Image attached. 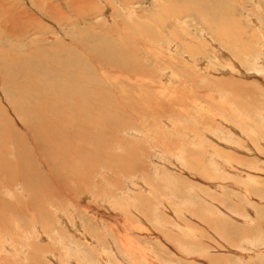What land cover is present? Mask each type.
<instances>
[{
    "label": "rangeland",
    "instance_id": "1",
    "mask_svg": "<svg viewBox=\"0 0 264 264\" xmlns=\"http://www.w3.org/2000/svg\"><path fill=\"white\" fill-rule=\"evenodd\" d=\"M179 1L0 0V264H264V0ZM63 81H91L73 127L94 134L49 169L33 128Z\"/></svg>",
    "mask_w": 264,
    "mask_h": 264
},
{
    "label": "bare ground",
    "instance_id": "2",
    "mask_svg": "<svg viewBox=\"0 0 264 264\" xmlns=\"http://www.w3.org/2000/svg\"><path fill=\"white\" fill-rule=\"evenodd\" d=\"M84 1V0H83ZM178 1V0H177ZM181 1V0H180ZM179 1V2H180ZM185 1H188V0H185ZM196 0H191V2H193L192 4H193V6H191V7H188L187 6V3L185 4V7H184V5L183 6H180L179 8H177V10L175 11L176 13H178V14H181L182 12H185V11H187V13L186 14H188L190 11H188L189 9H191L193 12H195V13H200L201 12V9H204L205 11H208V13L207 14H220V13H222V12H224V13H226V12H230L229 10V8L228 7H225L223 4V2H221V1H219V0H198V2L200 3V8H199V10H194V9H196V8H198L197 6H198V4L197 3H194ZM63 3V2H62ZM71 3H73V2H71ZM181 3H182V1H181ZM64 4V3H63ZM67 4V3H66ZM67 6H69V5H67ZM73 7V6H72ZM174 12V11H173ZM204 14V13H203ZM83 15V14H82ZM85 15H88V14H85ZM85 15H84V17H85ZM57 16V18L59 17L58 15H56ZM81 16V15H80ZM48 17V16H47ZM83 17V16H82ZM56 18V19H57ZM67 18V17H66ZM78 18V17H77ZM90 18V17H89ZM65 19V18H64ZM85 19V18H84ZM84 19H82L83 21H84ZM203 19V18H202ZM58 20H60V19H58ZM69 20V19H68ZM74 20V19H73ZM205 20H207V19H205ZM79 21V20H78ZM73 23V22H72ZM204 24H207L205 21L203 22ZM74 25V24H73ZM75 25H76V23H75ZM85 25H86V23H85ZM78 27V26H77ZM215 27V26H214ZM90 30V29H89ZM237 32V31H236ZM56 35V34H55ZM229 36V35H228ZM49 37V36H48ZM101 37V36H100ZM55 38V37H54ZM63 38V37H62ZM72 39H74L73 38V36H72ZM62 41H63V39H61ZM85 40V39H84ZM48 41V40H47ZM75 41V40H74ZM213 41V40H212ZM55 43L57 42V45H59L61 42L59 41V43H58V41H54ZM64 42V41H63ZM52 44H54V43H52ZM75 44V43H74ZM62 45V44H61ZM63 46V45H62ZM83 46H85V45H83ZM87 46H88V44H87ZM86 47V46H85ZM68 48V47H67ZM66 48V50H68L69 51V49H67ZM87 48V47H86ZM121 48H123L122 46H121ZM134 48V47H133ZM221 48V47H220ZM88 49V48H87ZM92 49V48H91ZM125 49V48H124ZM136 49H137V47H136ZM136 49H135V51H136ZM170 49V48H169ZM64 50V49H63ZM128 50V49H127ZM132 50V49H131ZM57 51V50H56ZM89 51H91V50H89ZM95 51V50H94ZM110 51V50H109ZM118 51V50H117ZM125 51V50H124ZM71 52V51H70ZM92 52H93V49H92ZM96 52H98V51H96ZM103 52V51H102ZM112 52V51H111ZM129 52H131V51H129ZM137 52V51H136ZM136 52H135V54H136ZM261 51L259 50V53H260ZM65 53V52H64ZM63 53V54H64ZM68 53V52H67ZM66 53V54H67ZM94 53V52H93ZM108 53V52H107ZM119 53V52H118ZM132 53V52H131ZM223 53H224V51H223ZM258 53V55L260 56V54ZM38 54H39V52H38ZM97 54V53H96ZM96 54L94 53V56H96ZM104 54H106V52L104 51ZM104 54H100V57H103L104 56ZM110 54V53H109ZM143 55H145L144 53H142ZM60 55H62V54H60ZM68 55V54H67ZM92 55V54H91ZM97 55H99V54H97ZM114 55V54H113ZM131 55V54H130ZM183 55V54H182ZM224 55H228L226 52L224 53ZM261 55H262V53H261ZM71 56H73L72 54H71ZM70 56V57H71ZM93 56V55H92ZM111 56V57H110ZM122 56V55H121ZM147 56V55H146ZM254 56H256V55H254ZM39 57V56H38ZM47 57V56H46ZM89 57H91V56H89ZM106 57V56H105ZM105 57H103V58H105ZM108 57H110V60L107 62V61H105L106 63H108V64H111V62L112 63H114V62H116V65H117V67H119V68H123V66H125V64L121 67V65H120V63L118 62L119 61V59H117V61L116 60H114L113 58L115 57V58H118V57H116V55L112 58V53L108 56ZM126 57V56H125ZM130 57V56H129ZM43 58V57H42ZM49 57H47L46 59H48ZM72 58V57H71ZM92 58V57H91ZM98 59H99V57H97ZM112 58V59H111ZM127 58V57H126ZM260 59H257L256 61H255V64H253L255 67V69H257L256 68V66L258 65V67L259 68H261V66L264 68V53H263V56H260L259 57ZM44 59V58H43ZM59 59V58H58ZM76 59V58H75ZM89 59V58H88ZM97 59V60H98ZM102 58H100L99 59V61L101 60ZM135 59V58H134ZM133 59V60H134ZM156 59V58H155ZM200 59V58H199ZM204 59V58H203ZM105 60V59H104ZM121 60V59H120ZM124 60V59H123ZM125 60H127V59H125ZM132 60V59H131ZM132 60V61H133ZM68 61V60H67ZM101 61H103V60H101ZM128 61V60H127ZM132 61H131V63H132ZM138 61V60H137ZM61 62H62V60H61ZM60 62V63H61ZM63 62H64V60H63ZM62 62V63H63ZM104 62V61H103ZM134 62V61H133ZM136 62V61H135ZM262 62V65H259L260 63ZM100 63H102V62H100ZM103 64V63H102ZM138 64V63H137ZM62 64H60V66H61ZM73 65V64H72ZM77 65V64H76ZM95 65V64H94ZM114 65V64H113ZM64 66V65H63ZM74 66V65H73ZM78 66V65H77ZM81 66V65H80ZM96 66V65H95ZM108 66H111V65H108ZM127 66V65H126ZM125 66V67H126ZM65 67H67V66H65ZM112 68H114V69H116L115 68V66H111ZM124 67V68H125ZM138 68V67H137ZM59 69H61V68H59ZM107 69V68H106ZM84 70V69H83ZM120 70V69H119ZM258 71L260 70V69H257ZM34 71V70H33ZM63 71V73L62 74H66V72L68 71L67 69H64V70H62ZM69 71H71L70 70V68H69ZM107 71V70H106ZM122 71V70H121ZM124 71V70H123ZM122 71V72H123ZM262 71V70H261ZM73 72H75V71H73ZM99 72V71H98ZM110 72H112L111 70H110ZM126 72V71H125ZM260 72V71H259ZM56 73V72H55ZM72 73V72H71ZM80 73V72H79ZM84 73V72H83ZM82 73V74H83ZM89 73V72H88ZM101 73V72H100ZM105 73V72H104ZM103 72H102V74H104ZM107 73V72H106ZM141 73V72H140ZM150 73V72H149ZM69 74V73H68ZM109 74H111V73H109ZM109 74H106V79H108L107 78V75H108V77H109ZM115 74V73H114ZM113 73L110 75V76H112V75H114ZM117 74V73H116ZM127 74V73H126ZM132 74V73H131ZM164 74V73H163ZM46 75V74H45ZM67 75V74H66ZM72 75V74H71ZM70 75V76H71ZM84 75V74H83ZM101 75V74H100ZM122 75H123V73H122ZM149 75V74H148ZM59 76V75H58ZM73 76V75H72ZM80 76H81V74H80ZM86 76V75H85ZM119 76V75H118ZM126 76V75H125ZM133 76V75H132ZM136 76H137V73H136ZM166 75L164 74V77H165ZM67 77V76H66ZM82 77V76H81ZM80 77V78H81ZM84 77V76H83ZM101 77H102V75H101ZM117 77V76H116ZM115 77V78H116ZM128 77H131V76H129L128 75ZM139 77V76H138ZM148 77H150V76H148ZM13 78H14V76H13ZM65 78V77H64ZM70 78V80H72V78L71 77H69ZM100 78V77H99ZM98 78V79H99ZM119 79L121 78V72H120V77H118ZM139 78H141V77H139ZM15 79V78H14ZM110 79V78H109ZM108 79V80H109ZM113 79V78H112ZM112 79H111V81H112ZM128 80H129V78H127ZM135 79V78H134ZM133 79V80H134ZM69 80V79H68ZM100 80H102L101 78H100ZM121 80H122V78H121ZM48 81H49V79H48ZM66 81V80H65ZM78 81V80H77ZM92 81H93V78H92ZM95 81V80H94ZM99 81V80H98ZM97 81V82H98ZM102 81H104V78H103V80ZM125 81H126V79H125ZM140 81H142V80H140ZM56 82V81H55ZM81 82V81H80ZM88 82V81H87ZM87 82H85V83H82L83 85L81 86H78V83H69V84H67V85H65V83H64V81L61 83V85H58L57 83L55 84V86H56V88H58L59 90H58V93L57 94H53L52 95V97L50 98V95H49V97H47L48 96V94H47V96H46V98H48V101H47V99H46V101L47 102H45L44 104H46L47 103V105H43L42 103H38L37 105H39V106H45V108L46 109H49V110H54L55 109V107L54 106H56L57 104L60 106V108H61V111L63 112V116L62 115H60V113H57V111H56V113H57V116L55 117L54 116V114H55V112L52 114V116L49 118V119H47V121L45 122V124L44 123H42L43 124V126H41V124H40V127H39V130L37 129L36 130V128H33L34 129V133L36 132V131H38V132H36V135L34 134V136H36L35 137V139L37 140H35V142L34 143H37L38 142V144L39 145H45V146H43V148H45V149H42V148H40L39 149V152H40V154L42 155V157L46 160V161H50L49 162V169H53V167H55L56 165H57V161L55 160L56 158H55V156H58V157H60L61 159H65V154H68V153H75V154H77L78 153V151L80 150V147H81V143H83V141L79 144V143H77V142H71V141H73L74 139H76L75 137H70V135H68L69 134V131H70V134L72 135V136H75L74 135V128L75 127H73L74 126V121H73V116H74V107H73V104L75 103L76 104V107H77V104H78V102H76V100L77 99H75L74 100V97L76 96H83V93L84 92H88L87 90L85 91V89H87L86 88V85H87ZM105 82V81H104ZM104 82H102V83H104ZM117 82H119V81H117ZM121 83H122V81H120ZM129 82V81H128ZM131 82V81H130ZM143 82H144V79H143ZM26 83V82H25ZM24 83V84H25ZM89 83V82H88ZM90 83H91V81H90ZM90 83L88 84V85H90ZM96 83V82H95ZM132 83H134V82H132ZM136 83H137V81H136ZM31 84V83H30ZM43 84V83H42ZM100 84H101V82H100ZM129 84V83H128ZM40 85V84H39ZM87 85V86H88ZM105 85V84H104ZM120 84H118L117 85V87L119 86ZM130 85H131V83H130ZM140 85V84H139ZM142 85V84H141ZM91 86V85H90ZM90 86H89V88H90ZM93 87L95 86L96 87V85H92ZM99 86V85H98ZM102 86V85H101ZM110 86V85H109ZM124 86V85H123ZM132 86V85H131ZM136 86H137V84H136ZM45 87V86H44ZM68 87H70V88H68ZM76 87H80V89H76ZM121 87V86H120ZM129 87V86H128ZM146 87H148V85L146 86ZM124 88V87H123ZM123 88H121L122 90H123ZM133 88V87H132ZM142 88V87H141ZM141 88H139V89H141ZM150 88V87H149ZM154 88V87H153ZM37 89V88H36ZM44 89V88H43ZM137 89H138V86H137ZM143 89H144V86H143ZM142 89V90H143ZM46 90V89H45ZM50 90V89H49ZM97 90H99V89H97ZM104 90V89H103ZM133 90V89H132ZM150 90V89H149ZM38 91V90H37ZM41 91V90H40ZM130 91H131V87H130ZM130 91H128V92H130ZM80 92V93H79ZM123 92V91H122ZM132 92V91H131ZM134 92H135V90H134ZM138 92H140V91H138ZM142 92V91H141ZM151 92V91H150ZM11 93V92H10ZM37 93V92H36ZM40 93V92H39ZM48 93H51V91L50 92H48ZM121 93V92H120ZM119 93V94H120ZM144 93V92H143ZM146 93V92H145ZM158 93V92H157ZM44 94V93H43ZM132 94V93H131ZM136 94V93H135ZM147 94V93H146ZM145 94V95H146ZM133 95V94H132ZM142 95H144V94H142ZM141 95V96H142ZM147 95H149V94H147ZM146 95V96H147ZM39 96V95H38ZM42 96V95H41ZM45 96V95H44ZM60 96H62V98L60 97ZM119 96H121V94L119 95ZM127 97V96H126ZM125 97V98H126ZM134 97V96H133ZM41 98V97H40ZM43 98V97H42ZM115 98V97H114ZM137 98H139V96H137ZM144 98V97H143ZM38 99V98H37ZM79 99V98H78ZM131 99V98H130ZM54 101V102H56L57 104L55 105V103H53V104H51V101ZM72 100V101H71ZM95 100V99H94ZM139 100H141V98L139 99ZM144 100V99H143ZM152 100V99H151ZM37 101H39V100H37ZM36 101V102H37ZM78 101V100H77ZM110 101H111V99H110ZM135 101V100H134ZM133 101V102H134ZM158 101V100H157ZM179 101H181V99L179 100ZM35 102V103H36ZM123 102H125V101H123ZM127 102V101H126ZM131 102H132V100H131ZM143 102V101H142ZM182 102V101H181ZM73 103V104H72ZM96 104V103H95ZM136 104V103H135ZM139 104H140V102H139ZM32 105H34V104H32ZM104 105V104H103ZM132 105V104H131ZM173 105H174V103H173ZM179 105V104H178ZM58 106V107H59ZM79 106V108H80V105H78ZM85 106V105H84ZM91 106V105H90ZM34 107V106H33ZM57 107V108H58ZM96 107V106H95ZM144 107V106H143ZM147 107V106H146ZM151 107V106H150ZM153 107V106H152ZM23 108V107H22ZM78 108V107H77ZM76 108V109H77ZM93 108V107H92ZM98 108H100V107H98L97 106V109ZM102 108V107H101ZM122 108V107H121ZM88 110H89V108H87ZM144 109V108H143ZM57 110V109H56ZM94 110V109H93ZM95 110H96V108H95ZM85 111V110H84ZM92 111V110H91ZM120 111V110H119ZM142 111V110H141ZM86 112V111H85ZM93 112V111H92ZM99 112V111H98ZM48 113V112H47ZM49 113H50V111H49ZM79 113V110L77 111V114ZM122 113H123V111H122ZM131 113V112H130ZM134 113V112H133ZM58 114L60 115L59 117H58ZM94 114V113H93ZM92 114V115H93ZM104 114V113H103ZM62 116V117H61ZM79 117V116H78ZM78 117H77V119H78ZM85 117H86V115H85ZM45 117H43V119H44ZM27 119V118H26ZM74 119H75V117H74ZM91 119V118H90ZM99 119V118H98ZM8 120V119H7ZM40 120H42L41 118H40ZM43 121V120H42ZM83 121H84V119H83ZM124 121V120H123ZM79 123H80V121H79ZM104 123V122H103ZM56 124H58V127L60 128V127H62V129L63 128H67L66 130H65V133H63L62 135H64L65 137H66V139H65V141H66V143H67V141H69L68 143L69 144H67V145H64V144H61L60 143V140H59V136H61L62 137V135H59V133H61V132H58V129L56 128ZM77 124V123H76ZM83 124V123H82ZM116 124V123H115ZM0 127H2V126H0ZM10 127V126H9ZM94 127V129L95 130H98V126H93ZM6 128V127H5ZM31 128V127H30ZM76 128H78L79 129V131H78V133H77V137L80 135L82 138H91V133L92 134H94V130H93V128H92V131H89L88 130V127L87 126H85V125H78V126H76ZM3 129H4V127H3ZM15 129V128H14ZM32 128L30 129V130H33ZM106 129V128H105ZM209 129V128H208ZM1 130V129H0ZM13 130V129H12ZM99 130H100V128H99ZM13 131H15V130H13ZM76 131V132H77ZM101 131H103V132H105V130H103V128H102V130ZM128 131V130H127ZM131 131V130H130ZM129 131V132H130ZM133 131V130H132ZM3 132H4V130H3ZM2 132V130H1V133H3ZM16 132H18V131H16ZM98 132V131H97ZM103 132H101V133H99V134H101V136L102 135H104V133ZM107 132V131H106ZM96 133V132H95ZM118 133V132H117ZM131 133H133V132H131ZM208 133V132H207ZM211 133V132H210ZM6 134V133H5ZM7 135V134H6ZM10 136L12 137V135L10 134ZM8 137V136H7ZM60 137V138H61ZM121 137V136H120ZM5 138H6V136H5ZM74 138V139H73ZM80 138V137H79ZM84 138V140H85V142H89V139L87 140V139H85ZM123 138H124V136H123ZM20 139V140H19ZM62 139V138H61ZM78 139V138H77ZM63 140H64V138H63ZM79 140V139H78ZM80 140H82V139H80ZM121 140H122V138H121ZM18 141H21V138L20 137H18ZM76 141V140H75ZM80 142V141H79ZM91 142V141H90ZM89 142V143H90ZM126 142V141H125ZM21 143V142H20ZM88 143V144H89ZM5 144H6V141H5ZM24 144V143H23ZM84 144V143H83ZM86 144V143H85ZM20 145V144H19ZM47 146H48V148H47ZM83 146V145H82ZM7 147V146H6ZM86 147V146H85ZM118 147H120V146H118ZM9 149V148H8ZM7 149V150H8ZM13 149V148H12ZM71 149H73V150H71ZM82 149V148H81ZM88 149V148H87ZM7 150H5V149H2L1 151H3V153L5 152V154H6V152H7ZM93 150V149H92ZM102 150H104L103 148H102ZM124 150V149H123ZM126 150V149H125ZM0 151V152H1ZM61 151H63V152H61ZM83 151V150H82ZM87 152H89L88 150H87ZM94 152V151H93ZM98 152V151H97ZM120 152V151H119ZM80 153V152H79ZM5 154H3V155H5ZM17 154H19V153H17ZM22 154V153H21ZM20 154V155H21ZM82 154V153H81ZM86 154V153H85ZM88 154V153H87ZM3 155H0V166H6V165H11V164H9V163H11V161H9L8 160V158H7V156L5 155V156H3ZM81 156V155H80ZM97 156H98V154H97ZM22 156H20V158H21ZM41 157V156H40ZM41 157V158H42ZM123 157V156H122ZM83 157H81V159H82ZM100 158V157H99ZM21 159H23V158H21ZM59 159V158H58ZM69 159H72V158H69ZM84 159V158H83ZM101 159V158H100ZM79 160V159H78ZM78 160L76 161V162H78ZM98 160V159H97ZM75 161V160H74ZM88 161V160H87ZM14 162H16V161H14ZM64 162V161H63ZM66 162V161H65ZM69 162H71V161H69ZM84 162H85V159H84ZM91 162H93V160L91 161ZM104 162V161H103ZM135 162V161H134ZM17 163V162H16ZM67 164H68V161L66 162ZM79 163V162H78ZM19 164H21V163H19ZM67 164H64V165H66L67 166ZM76 164V163H75ZM81 164V163H80ZM69 165H71L70 163H69ZM77 166H78V164H76ZM76 165H71V167H69V175H70V178H69V181H66V182H70V181H73L74 183H79V184H81L82 182H85V178H86V180L88 181V177L89 176H86L85 178L83 177L84 176V174H82V173H80V171H77L78 170V168H79V166L81 167V165H79L78 167L76 166ZM83 165V164H82ZM85 165V164H84ZM46 166V165H45ZM62 166V165H61ZM90 166L91 165H89L88 167L90 168ZM96 166V165H95ZM99 166H101V164L99 165ZM14 168V167H13ZM47 168V167H46ZM92 168V167H91ZM101 168V167H100ZM1 169V168H0ZM24 169V168H23ZM56 169V168H55ZM62 169V168H61ZM65 169V168H64ZM83 169V168H82ZM84 169H86L87 170V165H86V168H84ZM66 170H68V168L66 169ZM65 170V171H66ZM98 170V169H97ZM101 170V169H100ZM249 170V169H248ZM56 171V170H55ZM61 171H63V170H61ZM97 172V171H96ZM247 172V171H246ZM61 173V172H60ZM21 174V173H20ZM13 175H15V174H13ZM24 175V176H23ZM22 176H21V178H22V180H23V178H25V173L23 174ZM55 175H56V173H55ZM18 176V175H17ZM17 176H15V179H17ZM60 176H61V174H60ZM13 178V177H12ZM19 178V177H18ZM20 178V179H21ZM55 178V177H54ZM67 178V177H66ZM65 179V178H64ZM68 179V178H67ZM62 180V179H61ZM11 181V180H10ZM16 181V180H15ZM62 182V181H61ZM1 183V182H0ZM14 183V182H13ZM16 183V182H15ZM58 183V182H57ZM85 183H87V182H85ZM10 184H12V182L10 183ZM23 184V183H22ZM67 185L68 184H66L65 185V187L67 188ZM7 186V185H6ZM5 186V187H6ZM19 186V185H18ZM26 186V185H25ZM93 186V185H92ZM143 186V185H142ZM1 187V186H0ZM8 187H10V186H8ZM55 188V187H54ZM64 188V187H63ZM142 188V187H141ZM6 190V189H5ZM56 190V189H55ZM62 190V189H61ZM67 190V189H66ZM131 191V190H130ZM6 192V191H5ZM4 192V193H5ZM8 192V191H7ZM10 192V191H9ZM23 192V191H22ZM32 192V191H31ZM52 192H53V190H52ZM43 193V192H42ZM41 193V194H42ZM7 194V193H6ZM5 194V195H6ZM60 194V193H59ZM43 195V194H42ZM54 195H56L55 193H54ZM3 196V195H2ZM4 197V196H3ZM57 197V196H56ZM40 201V200H39ZM4 202V201H3ZM41 202V201H40ZM49 203V202H48ZM37 204V203H36ZM4 205V204H3ZM6 205H7V202H6ZM2 207V206H1ZM38 207V206H37ZM7 208V207H6ZM5 209V208H4ZM40 209V208H39ZM24 210V209H23ZM42 210V209H41ZM40 210V211H41ZM21 211H22V209H21ZM27 211V210H26ZM37 211V210H36ZM35 211V212H36ZM3 212V211H2ZM17 212V211H16ZM42 212V211H41ZM44 212V211H43ZM12 215V214H11ZM39 216V215H38ZM8 217V216H7ZM12 218V217H11ZM40 220V219H39ZM44 221V220H43ZM1 241V240H0ZM1 243V242H0ZM131 243V242H130ZM1 247V246H0ZM10 247V246H9ZM3 249V246H2V248H0V250H2ZM5 249V248H4ZM40 250V249H39ZM2 251H4V250H2ZM4 255V254H3ZM2 256H0V259H2L1 258ZM3 260V259H2ZM5 261H7V257L5 258ZM45 262V261H44ZM148 262V261H147Z\"/></svg>",
    "mask_w": 264,
    "mask_h": 264
}]
</instances>
